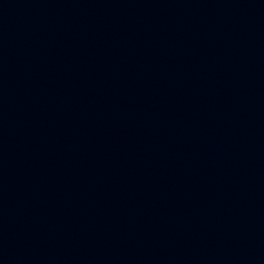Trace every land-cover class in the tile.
Returning a JSON list of instances; mask_svg holds the SVG:
<instances>
[{
    "label": "water",
    "instance_id": "obj_1",
    "mask_svg": "<svg viewBox=\"0 0 264 264\" xmlns=\"http://www.w3.org/2000/svg\"><path fill=\"white\" fill-rule=\"evenodd\" d=\"M0 264H264V0H0Z\"/></svg>",
    "mask_w": 264,
    "mask_h": 264
}]
</instances>
